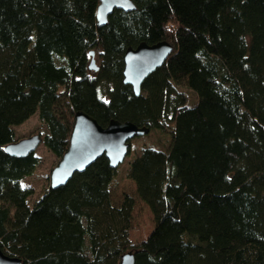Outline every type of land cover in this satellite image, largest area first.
<instances>
[{
	"label": "trees",
	"instance_id": "16d2710c",
	"mask_svg": "<svg viewBox=\"0 0 264 264\" xmlns=\"http://www.w3.org/2000/svg\"><path fill=\"white\" fill-rule=\"evenodd\" d=\"M132 1L98 27L99 0H0V250L20 264H264V0ZM162 41L172 52L135 95L125 51ZM78 111L169 134L128 164L154 223L137 246L134 200L113 205L104 156L31 203L38 158L4 151L37 114L60 159Z\"/></svg>",
	"mask_w": 264,
	"mask_h": 264
},
{
	"label": "water",
	"instance_id": "95a60500",
	"mask_svg": "<svg viewBox=\"0 0 264 264\" xmlns=\"http://www.w3.org/2000/svg\"><path fill=\"white\" fill-rule=\"evenodd\" d=\"M134 9L132 0H99L95 15L97 26H104L114 10L130 12ZM171 52L172 46L165 41L154 45L140 43L134 49L128 48L123 57V83L130 85L133 93L139 95L143 81L163 65ZM90 56L92 58L88 68L97 71L94 52H90ZM149 131L148 128L137 127L131 122L116 120L101 127L83 111L75 112L68 148L50 172V188L64 186L75 173L84 172L102 156L108 160L111 168L116 169L127 156L130 141ZM40 144L42 138L35 134L8 144L4 151L11 157L21 158L34 153ZM0 264H20V260L9 257L0 250ZM120 264H135L134 254H123Z\"/></svg>",
	"mask_w": 264,
	"mask_h": 264
},
{
	"label": "rangeland",
	"instance_id": "374dc122",
	"mask_svg": "<svg viewBox=\"0 0 264 264\" xmlns=\"http://www.w3.org/2000/svg\"><path fill=\"white\" fill-rule=\"evenodd\" d=\"M62 112L66 118L71 119L66 110ZM14 130L15 141L28 138L35 134H39L42 138L46 134L45 126L39 120L37 114L29 118L24 124L15 127ZM168 142V132L159 133L149 131V133L143 136L132 139L130 141V150L124 161L117 167L115 178L111 183L110 192L113 205H119L124 196H129L134 200V206L131 212V230L129 231V241L133 246L139 245L149 236L154 223L148 207L136 196L134 183L127 177L128 164L139 154L142 148H153L165 151L168 148ZM34 154L38 158V165L32 175L23 180L25 186L32 188L33 195L29 200L31 203L48 187L50 172L60 160L49 152L43 144L38 146Z\"/></svg>",
	"mask_w": 264,
	"mask_h": 264
},
{
	"label": "flooded vegetation",
	"instance_id": "af4514ba",
	"mask_svg": "<svg viewBox=\"0 0 264 264\" xmlns=\"http://www.w3.org/2000/svg\"><path fill=\"white\" fill-rule=\"evenodd\" d=\"M93 72V70H91Z\"/></svg>",
	"mask_w": 264,
	"mask_h": 264
}]
</instances>
